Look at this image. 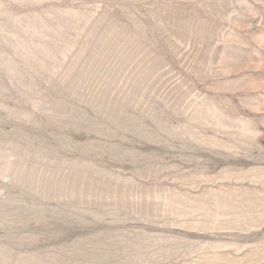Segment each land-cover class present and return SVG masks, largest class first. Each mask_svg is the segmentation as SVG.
<instances>
[{
	"label": "rangeland",
	"instance_id": "1",
	"mask_svg": "<svg viewBox=\"0 0 264 264\" xmlns=\"http://www.w3.org/2000/svg\"><path fill=\"white\" fill-rule=\"evenodd\" d=\"M0 264H264V0H0Z\"/></svg>",
	"mask_w": 264,
	"mask_h": 264
}]
</instances>
